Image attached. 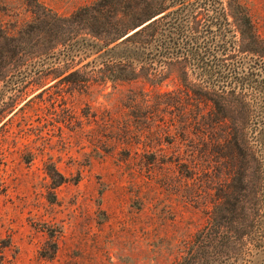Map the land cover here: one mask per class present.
<instances>
[{
  "label": "rangeland",
  "instance_id": "1",
  "mask_svg": "<svg viewBox=\"0 0 264 264\" xmlns=\"http://www.w3.org/2000/svg\"><path fill=\"white\" fill-rule=\"evenodd\" d=\"M96 1L0 0V264H264L260 102L218 92L191 57L99 65L106 48L72 39L132 34L168 1L99 0L104 19L74 18ZM219 7L221 60L264 63V0Z\"/></svg>",
  "mask_w": 264,
  "mask_h": 264
},
{
  "label": "trees",
  "instance_id": "2",
  "mask_svg": "<svg viewBox=\"0 0 264 264\" xmlns=\"http://www.w3.org/2000/svg\"><path fill=\"white\" fill-rule=\"evenodd\" d=\"M168 4L159 9L155 14H152L147 20V24L143 25L132 34L123 35L119 44L109 47L110 43H104L112 38L104 39L103 35H98L94 30H89L84 36H89L92 40L82 37V39L74 40L71 46L80 47L83 51L93 47L95 51L99 52L101 49H105L103 57L101 54L98 60L99 65H105L109 62H118V64L125 63L131 67L133 62L143 63L149 66L161 65L164 61L173 60L178 58L191 57L193 62L196 63L197 68L199 67L202 71L210 72L209 78L201 76L205 82L212 85L218 92H240L250 93L255 95V100L258 99L259 110L256 111L260 115V111L264 113V86L255 88L248 84L247 80H253L255 85H261L264 82V63L251 60L246 65L243 64L242 60H224L221 59L228 57L229 45H231V35L229 32H225L223 26V11L219 7V0H167ZM102 2V1H101ZM98 0L95 4L90 7L79 8V10L73 13L74 18L78 16L87 17L91 22H99L104 19L103 5ZM176 8L174 11H166L169 9ZM201 11H211L212 14H205L202 21H199L197 17ZM162 14L161 16L154 18L155 16ZM169 17V21H165L158 28L155 29V25L159 22V19H166ZM118 18V17H116ZM154 18V19H153ZM85 20L78 21L81 25ZM202 22L206 24L202 25ZM87 24H90L87 22ZM103 24V22H102ZM111 24V29L114 30V34L119 35L122 33L118 29V24L123 26V23L115 21V23L108 22ZM198 24L201 27V31L196 34L191 32V26ZM92 25V24H91ZM141 26V25H140ZM150 31L149 37L153 36L152 41L137 44H128V41L133 36ZM79 35V34H78ZM118 37V36H117ZM113 38L111 44L114 43L118 38ZM119 38V39H120ZM118 39V40H119ZM71 40V39H68ZM97 41V42H94ZM102 41V44H98ZM88 47H85V46ZM109 47V48H107ZM96 52V53H97ZM139 53L138 58H135ZM252 53V52H251ZM261 89V90H260ZM262 108V110H260ZM264 116V115H262ZM256 128L260 127L255 126ZM262 127V126H261ZM205 254V253H204ZM204 254L202 257H204ZM187 261V263H186ZM204 264L201 263L197 258L191 257L188 261L185 260V264ZM212 263V262H211ZM179 264H182V262ZM184 264V263H183ZM205 264H208L207 262ZM215 264V263H213Z\"/></svg>",
  "mask_w": 264,
  "mask_h": 264
}]
</instances>
